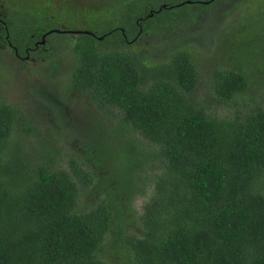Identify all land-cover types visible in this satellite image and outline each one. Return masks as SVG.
Instances as JSON below:
<instances>
[{"label":"trees","instance_id":"16d2710c","mask_svg":"<svg viewBox=\"0 0 264 264\" xmlns=\"http://www.w3.org/2000/svg\"><path fill=\"white\" fill-rule=\"evenodd\" d=\"M183 1L101 0L90 7L91 34L72 40L64 92L88 94L100 112L82 118L102 130L94 138L89 127L78 129L90 141L81 164L70 158L66 169H48L50 147L37 142V159L32 146L9 144L18 110L0 101V264H264V0ZM207 15L211 25L220 23L213 56L230 63L213 71L212 85L219 106L233 104L229 116L206 111L192 94L196 71L184 47L150 66L128 50L145 32L206 26ZM25 17L26 38L54 27L50 12L32 9ZM34 91L60 108L51 86ZM132 132L152 149L138 148L127 137ZM103 133L109 137L100 139ZM9 150L13 166L4 160ZM139 157L157 162L160 172L138 215L137 237L123 222L135 183L150 178H140ZM103 165L106 174L97 176ZM82 187L101 195L95 205L77 204Z\"/></svg>","mask_w":264,"mask_h":264},{"label":"rangeland","instance_id":"374dc122","mask_svg":"<svg viewBox=\"0 0 264 264\" xmlns=\"http://www.w3.org/2000/svg\"><path fill=\"white\" fill-rule=\"evenodd\" d=\"M19 1L21 3L30 1L34 5L25 7L24 10L28 14L31 13L32 9L37 12L42 11L43 15L46 12H50L53 16L51 21L53 26L60 25L67 20L66 26L72 28V30L87 29L88 25L85 22V18L94 17L92 14L93 10L90 7L101 2V0ZM82 17L83 20H81ZM207 17L208 23L206 26L204 25L205 22L202 25L194 26L193 28L196 30L185 29L183 33L171 35L169 33L161 34L157 32L155 34L145 32L133 45L128 47V50L138 55L144 66L145 64L150 66L168 58L167 54L169 51L180 46L184 47L191 53V60L196 71L195 90H193L192 94L197 98L198 102L202 101L206 111L216 112V114L221 116H229L234 114L233 104L219 106L217 103L219 99L214 93L212 85L214 86L215 84L213 71L218 68H226L230 63L229 59L224 56H213V46L215 39L219 35L220 23L211 25L209 16L207 15ZM75 35L69 34V37L60 34L49 35L47 39L50 40L46 43L51 53L46 54L47 52L44 50L45 54L42 53V55L36 56L33 60L24 59L23 61H18L7 53L5 48H0V101L7 102L18 110L17 119L13 124L7 142L11 145L16 144L22 151L27 150L26 145L28 147L32 146L30 149L38 151L35 148L37 142H41L42 146L50 147L52 152L45 157L47 158L48 169L50 167L51 169H66L70 158L81 164L85 152L82 148L85 147L86 140L89 141V139L85 140L83 136L79 135L78 129L87 130V127H89L94 138L96 133L102 130V127L94 126L91 122L88 124L82 123L84 120H82L83 116L88 113L94 115L98 111L89 100L88 94L72 90L64 93L74 62L71 42ZM65 42H68V45L64 46ZM47 46L46 48H48ZM45 85L51 86L56 91L61 99L60 108L58 106L53 109L51 104L47 103L44 98L38 96L34 91L39 86ZM238 108H242L240 104ZM24 126L29 127L26 131L29 135L26 140L21 130L24 129ZM57 126H60L59 129ZM108 137V133H103L100 139ZM127 137H131L137 147L143 151H148L149 148L152 149V145L137 133H127ZM40 150L41 148H39ZM36 151L31 153L35 155ZM39 151L37 159L41 155ZM9 153V155L4 157V160L7 161L6 164L8 166L11 164L13 166L16 161H10L13 152L9 150ZM139 160L144 163L140 178L143 176H149L150 178L144 184L140 180L135 183L136 193L132 195L131 200L132 213L130 216L124 215L125 221L123 222L124 231L137 237L140 236L141 228L138 215L142 212V206L150 195L153 186V175H157L160 172L158 167H154L157 163L154 160H143L141 157H139ZM82 167L84 168V166ZM106 168L108 169V167ZM106 168H104V165L98 167L96 175H105ZM115 169L117 171L120 170L119 167ZM10 171L11 169H8L7 173L9 174ZM100 196L95 190L82 187L78 192L76 202L78 205L83 203L95 205L99 201ZM130 218L133 220L131 221ZM108 257L109 254L105 251L103 259Z\"/></svg>","mask_w":264,"mask_h":264},{"label":"flooded vegetation","instance_id":"af4514ba","mask_svg":"<svg viewBox=\"0 0 264 264\" xmlns=\"http://www.w3.org/2000/svg\"><path fill=\"white\" fill-rule=\"evenodd\" d=\"M14 0H0V48H5L7 53L11 54L16 60L23 61L24 59L33 60L36 56H30V52L38 51L39 49L47 50L46 48V38L47 34L43 37V43L40 44L41 36L48 30H42L39 33V38H35L33 33H29V38L23 36L24 29L23 22L25 21V14L28 13L24 10V7L13 4ZM19 13V14H18ZM30 15V14H28ZM13 22V23H12ZM67 21H63L60 25H55L49 30L53 33L66 35L82 33L81 31H86L91 34L87 29H76L67 27ZM12 24H14L12 26ZM11 32L14 33L15 37H10ZM68 34V35H67ZM76 36V35H75ZM69 37V36H68ZM70 39V38H69ZM74 40V39H73ZM69 41V40H68ZM71 41V40H70ZM68 45V42L64 43V46ZM21 50H19L20 48ZM72 47V42H71Z\"/></svg>","mask_w":264,"mask_h":264},{"label":"water","instance_id":"95a60500","mask_svg":"<svg viewBox=\"0 0 264 264\" xmlns=\"http://www.w3.org/2000/svg\"><path fill=\"white\" fill-rule=\"evenodd\" d=\"M189 2V0H184L183 2H180V3H188ZM52 31H58V30H48V31H46L42 36H41V40H40V44H42L43 43V37H44V35H46V34H48V33H50V32H52ZM82 33H88V32H86V31H81ZM98 38H100V37H98Z\"/></svg>","mask_w":264,"mask_h":264}]
</instances>
